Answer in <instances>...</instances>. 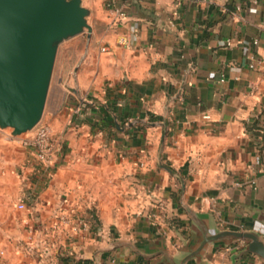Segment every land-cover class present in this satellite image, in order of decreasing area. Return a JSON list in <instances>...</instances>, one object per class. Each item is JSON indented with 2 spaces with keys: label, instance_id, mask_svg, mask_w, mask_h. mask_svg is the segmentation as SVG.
<instances>
[{
  "label": "crops",
  "instance_id": "0c3cea01",
  "mask_svg": "<svg viewBox=\"0 0 264 264\" xmlns=\"http://www.w3.org/2000/svg\"><path fill=\"white\" fill-rule=\"evenodd\" d=\"M107 1L81 0L90 45L45 103L55 161L24 151L0 264H263L235 240L183 260L202 240L187 210L264 242V0ZM62 213L97 228L53 229Z\"/></svg>",
  "mask_w": 264,
  "mask_h": 264
},
{
  "label": "water",
  "instance_id": "95a60500",
  "mask_svg": "<svg viewBox=\"0 0 264 264\" xmlns=\"http://www.w3.org/2000/svg\"><path fill=\"white\" fill-rule=\"evenodd\" d=\"M89 11L81 0H0V129L12 135L30 131L39 122L45 104L58 44L84 30L89 37ZM202 240L184 262L208 244L245 241L242 253L264 264V242L252 231L209 233L187 210Z\"/></svg>",
  "mask_w": 264,
  "mask_h": 264
},
{
  "label": "rangeland",
  "instance_id": "374dc122",
  "mask_svg": "<svg viewBox=\"0 0 264 264\" xmlns=\"http://www.w3.org/2000/svg\"><path fill=\"white\" fill-rule=\"evenodd\" d=\"M87 34V31L84 30L73 37L61 41L57 46L45 99L46 103L47 97L49 98L52 95L56 109L61 108L65 94L64 89L59 86L60 83L58 82L66 75L70 79L74 69L81 62L84 50L90 45L91 41L90 35L88 37ZM46 110L44 104L39 122H44ZM33 129L19 135H12L11 128L0 129V202L5 201L6 197H13L12 200L16 199L17 195L15 194L17 193L18 184V192L21 191L23 174L20 165L25 167L28 165H26L25 150L22 148L21 141L29 136Z\"/></svg>",
  "mask_w": 264,
  "mask_h": 264
},
{
  "label": "built area",
  "instance_id": "2783aa9c",
  "mask_svg": "<svg viewBox=\"0 0 264 264\" xmlns=\"http://www.w3.org/2000/svg\"><path fill=\"white\" fill-rule=\"evenodd\" d=\"M106 7L114 10L116 17L120 18L124 16V14L120 10H117L114 7V0H108L106 2ZM251 43L252 45H256L257 41L253 40ZM120 44L128 45V42L125 39H121ZM225 45L230 46L231 41L226 40ZM100 51L104 52L106 51V48L102 47L100 48ZM249 67L253 68L254 65L250 64ZM21 145L25 151H29L34 154L37 162H39L40 164L45 166H52V164L54 163V154L58 142L54 138L51 128L48 124L41 121L38 122L34 129L31 131V134L21 141ZM249 184L250 186H252V182H250ZM17 209H24V205L22 203H18ZM55 219L56 220L53 229H56L60 225H68L72 232L79 233L95 231L97 228L96 220L93 217L88 221L81 218H72L68 214L62 213L59 214Z\"/></svg>",
  "mask_w": 264,
  "mask_h": 264
},
{
  "label": "trees",
  "instance_id": "16d2710c",
  "mask_svg": "<svg viewBox=\"0 0 264 264\" xmlns=\"http://www.w3.org/2000/svg\"><path fill=\"white\" fill-rule=\"evenodd\" d=\"M78 264V263H77Z\"/></svg>",
  "mask_w": 264,
  "mask_h": 264
}]
</instances>
